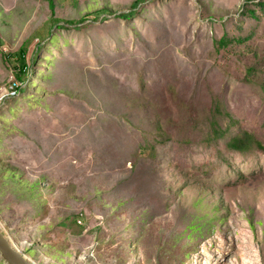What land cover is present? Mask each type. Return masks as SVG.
I'll list each match as a JSON object with an SVG mask.
<instances>
[{"label":"rangeland","instance_id":"obj_1","mask_svg":"<svg viewBox=\"0 0 264 264\" xmlns=\"http://www.w3.org/2000/svg\"><path fill=\"white\" fill-rule=\"evenodd\" d=\"M260 3L0 0V226L22 252L264 264ZM244 132L255 146L229 149Z\"/></svg>","mask_w":264,"mask_h":264},{"label":"trees","instance_id":"obj_2","mask_svg":"<svg viewBox=\"0 0 264 264\" xmlns=\"http://www.w3.org/2000/svg\"><path fill=\"white\" fill-rule=\"evenodd\" d=\"M141 2L140 1H136L134 3V5L132 6V11L129 12V13H122V14H119L117 16V18H120V19H123V20H131L133 18H135L137 16V9L139 8ZM264 3H260V6L264 8ZM66 23L67 25H72V26H75L78 23L74 22V21H61V20H58L57 21V25L59 23ZM62 27H65V26H62ZM41 50V48L39 49ZM27 54H28V46L27 45H24L23 47H21L20 51L18 52V54H15V58L17 60V64H18V69L15 68V70L19 73L18 74V77L17 79L22 82V83H25L26 80H27V76H28V71L30 69V66L28 65L27 63ZM33 63H35V59L33 60ZM19 90V88H18ZM255 143V140L254 138L252 137L251 134L247 133V132H244L243 134H241L240 136H237V137H234L232 138L229 143L227 144L228 148L231 149V150H235V151H245L247 149H250L252 148ZM260 145V144H258ZM8 172H9V175H14V170L13 169H6ZM26 184L24 182H21V181H18V180H14V192H19V191H22L24 189V186ZM32 189H36L35 191L40 195L41 192L39 191V187L37 185V183H33L32 184Z\"/></svg>","mask_w":264,"mask_h":264},{"label":"water","instance_id":"obj_3","mask_svg":"<svg viewBox=\"0 0 264 264\" xmlns=\"http://www.w3.org/2000/svg\"><path fill=\"white\" fill-rule=\"evenodd\" d=\"M0 254L8 264H41L32 256L22 252L20 247L6 235L0 226Z\"/></svg>","mask_w":264,"mask_h":264},{"label":"built area","instance_id":"obj_4","mask_svg":"<svg viewBox=\"0 0 264 264\" xmlns=\"http://www.w3.org/2000/svg\"><path fill=\"white\" fill-rule=\"evenodd\" d=\"M12 91H13V92L11 93V95H12V96H16V95H17V90L14 91V89H12Z\"/></svg>","mask_w":264,"mask_h":264}]
</instances>
